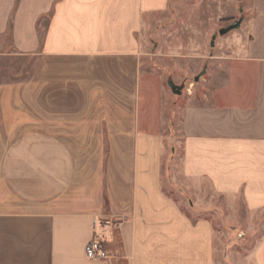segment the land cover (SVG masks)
Segmentation results:
<instances>
[{
	"label": "crops",
	"instance_id": "1",
	"mask_svg": "<svg viewBox=\"0 0 264 264\" xmlns=\"http://www.w3.org/2000/svg\"><path fill=\"white\" fill-rule=\"evenodd\" d=\"M173 1L0 0V264H106L85 256L97 231L110 264H217L212 221L163 191V119L141 100L143 30ZM239 12L173 105L181 162L169 184L189 211L211 193L253 222L264 217V0ZM261 227L250 264H264Z\"/></svg>",
	"mask_w": 264,
	"mask_h": 264
},
{
	"label": "rangeland",
	"instance_id": "2",
	"mask_svg": "<svg viewBox=\"0 0 264 264\" xmlns=\"http://www.w3.org/2000/svg\"><path fill=\"white\" fill-rule=\"evenodd\" d=\"M241 4L242 0H175L160 16L148 21L143 30L147 57L141 100L148 118H160L161 115L163 119V191L184 211L191 213L193 219L212 221L217 264H250L249 256L262 234L264 217L259 216V220L255 218L251 222L243 209H228L223 199H217L211 193L205 195L202 208L194 212L188 210L189 196L178 192L179 185L169 184L174 169L178 170L181 162V140L175 125L178 117L173 105L182 106L192 91L194 78L201 71V63L195 62L196 56L211 50L212 36L215 35L214 48L227 46L228 38L235 31L222 37L217 32L241 18ZM19 64L22 66L25 62ZM24 77L23 68L20 78ZM169 81L182 88L181 95L171 92ZM158 103L163 108L161 114ZM203 188L207 191L205 185Z\"/></svg>",
	"mask_w": 264,
	"mask_h": 264
},
{
	"label": "built area",
	"instance_id": "3",
	"mask_svg": "<svg viewBox=\"0 0 264 264\" xmlns=\"http://www.w3.org/2000/svg\"><path fill=\"white\" fill-rule=\"evenodd\" d=\"M108 223V222H107ZM104 241L99 237V232H95L93 238L85 246V256L89 260H99L110 264L109 254L104 246Z\"/></svg>",
	"mask_w": 264,
	"mask_h": 264
},
{
	"label": "water",
	"instance_id": "4",
	"mask_svg": "<svg viewBox=\"0 0 264 264\" xmlns=\"http://www.w3.org/2000/svg\"><path fill=\"white\" fill-rule=\"evenodd\" d=\"M237 1H241V0H237ZM240 24H241V18L237 22H235L234 24H231V25L227 26L226 28H222V29L218 30L217 34L219 36H224V35L228 34L229 32L238 29L240 27ZM213 41H214V37L212 38L211 46H213ZM199 77H200V75L196 76L194 78V82H197L199 80ZM168 86L174 95H177V96L181 95V89H182L181 87L174 85L172 81L168 82Z\"/></svg>",
	"mask_w": 264,
	"mask_h": 264
}]
</instances>
